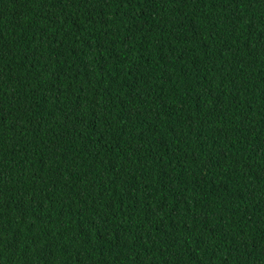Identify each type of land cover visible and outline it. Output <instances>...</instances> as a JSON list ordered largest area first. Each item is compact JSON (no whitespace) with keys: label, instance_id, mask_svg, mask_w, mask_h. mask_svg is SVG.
<instances>
[{"label":"trees","instance_id":"16d2710c","mask_svg":"<svg viewBox=\"0 0 264 264\" xmlns=\"http://www.w3.org/2000/svg\"><path fill=\"white\" fill-rule=\"evenodd\" d=\"M0 264H264V0H0Z\"/></svg>","mask_w":264,"mask_h":264}]
</instances>
